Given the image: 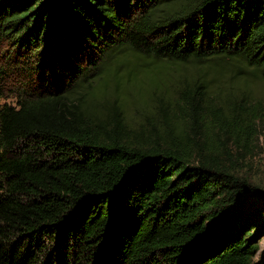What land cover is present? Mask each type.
I'll return each instance as SVG.
<instances>
[{
    "label": "trees",
    "instance_id": "trees-1",
    "mask_svg": "<svg viewBox=\"0 0 264 264\" xmlns=\"http://www.w3.org/2000/svg\"><path fill=\"white\" fill-rule=\"evenodd\" d=\"M255 81L264 0H0V264H262Z\"/></svg>",
    "mask_w": 264,
    "mask_h": 264
},
{
    "label": "rangeland",
    "instance_id": "rangeland-1",
    "mask_svg": "<svg viewBox=\"0 0 264 264\" xmlns=\"http://www.w3.org/2000/svg\"><path fill=\"white\" fill-rule=\"evenodd\" d=\"M197 69L191 66L183 67L179 72L171 71L170 77L177 74H186V75H195ZM237 92L242 93L239 89L241 85H236V82L233 83ZM11 84L8 83V88H11ZM226 85L224 84V88ZM11 92V90H8ZM250 92L253 94V97L257 100H260L264 104V84L255 81L251 84ZM242 96V94L240 95ZM114 100H111L113 103ZM7 103L12 106L17 105V100L12 97L5 100H2V104ZM171 106L168 108V111H171ZM127 122L129 124V129L131 133H139L142 130H148L151 122H156L157 119L152 114V108L146 107L141 104H136L132 109L127 113ZM256 147H254L253 152L249 153L245 160H242L238 169L240 174L247 178L253 184H256L264 188V138L256 139ZM259 241V251L256 256L257 263L264 264V228L263 231L258 236Z\"/></svg>",
    "mask_w": 264,
    "mask_h": 264
}]
</instances>
